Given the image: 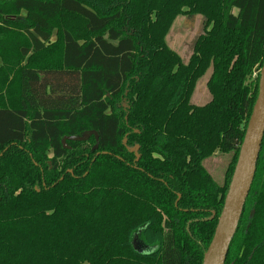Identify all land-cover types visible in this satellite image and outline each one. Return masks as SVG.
<instances>
[{"label": "trees", "instance_id": "16d2710c", "mask_svg": "<svg viewBox=\"0 0 264 264\" xmlns=\"http://www.w3.org/2000/svg\"><path fill=\"white\" fill-rule=\"evenodd\" d=\"M263 60L264 0H0V264H202ZM225 264H264V138Z\"/></svg>", "mask_w": 264, "mask_h": 264}, {"label": "water", "instance_id": "95a60500", "mask_svg": "<svg viewBox=\"0 0 264 264\" xmlns=\"http://www.w3.org/2000/svg\"><path fill=\"white\" fill-rule=\"evenodd\" d=\"M92 134L96 137L93 149L99 147V134L96 130L85 131L82 135L65 136L62 140L67 146V140L83 141ZM264 138V60L260 70L259 89L250 118L247 123L245 135L240 146L235 168L228 186L222 211L218 217L213 238L204 251L202 264H225L232 241L239 228L240 220L244 212L252 183L257 171ZM127 139L124 138V144ZM139 146L130 148L135 152L137 160ZM216 212L207 219H213ZM136 247L140 248V242L134 240Z\"/></svg>", "mask_w": 264, "mask_h": 264}, {"label": "rangeland", "instance_id": "374dc122", "mask_svg": "<svg viewBox=\"0 0 264 264\" xmlns=\"http://www.w3.org/2000/svg\"><path fill=\"white\" fill-rule=\"evenodd\" d=\"M187 16L189 18L188 20ZM193 18L194 19L190 18L189 15H179L175 19L167 35L168 44L173 49L177 50L182 55L184 60H187L190 56L198 34L203 32L204 17L202 15L195 14L193 15ZM210 72L211 68L197 81L196 88L191 99L192 102L203 104L210 100V94L206 86ZM230 159L231 153L226 154L216 152L212 156L205 158L203 160V164L212 173L214 179L221 184ZM139 247H141V249L143 248L142 245Z\"/></svg>", "mask_w": 264, "mask_h": 264}, {"label": "flooded vegetation", "instance_id": "af4514ba", "mask_svg": "<svg viewBox=\"0 0 264 264\" xmlns=\"http://www.w3.org/2000/svg\"><path fill=\"white\" fill-rule=\"evenodd\" d=\"M189 17H192V19H194V18H193V15H192V16H189ZM203 23H204V21H203ZM203 30H204V26H203ZM201 33H202V32H201ZM201 33H199V34H201ZM199 34H198V35H199ZM192 49H193V48H192Z\"/></svg>", "mask_w": 264, "mask_h": 264}, {"label": "crops", "instance_id": "0c3cea01", "mask_svg": "<svg viewBox=\"0 0 264 264\" xmlns=\"http://www.w3.org/2000/svg\"><path fill=\"white\" fill-rule=\"evenodd\" d=\"M190 18H192V17H190ZM189 18H188V16H187V20H188ZM194 21V20H193Z\"/></svg>", "mask_w": 264, "mask_h": 264}]
</instances>
